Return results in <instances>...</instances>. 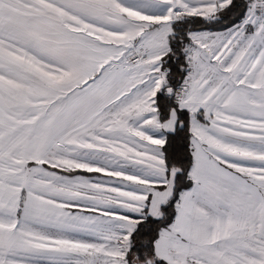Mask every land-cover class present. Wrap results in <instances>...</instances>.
<instances>
[{"label": "snow or ice", "instance_id": "1", "mask_svg": "<svg viewBox=\"0 0 264 264\" xmlns=\"http://www.w3.org/2000/svg\"><path fill=\"white\" fill-rule=\"evenodd\" d=\"M0 264H264V0H0Z\"/></svg>", "mask_w": 264, "mask_h": 264}]
</instances>
